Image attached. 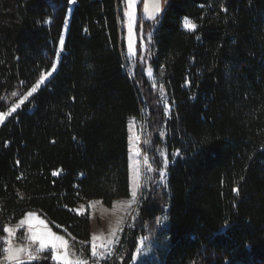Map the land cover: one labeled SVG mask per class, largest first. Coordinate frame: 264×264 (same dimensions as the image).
I'll list each match as a JSON object with an SVG mask.
<instances>
[{
	"label": "trees",
	"instance_id": "16d2710c",
	"mask_svg": "<svg viewBox=\"0 0 264 264\" xmlns=\"http://www.w3.org/2000/svg\"><path fill=\"white\" fill-rule=\"evenodd\" d=\"M125 8L76 0L69 17L68 0H0V114L51 70L68 23L57 71L0 126V258L29 212L89 252L76 208L130 197L128 123L143 117L154 173L123 264L150 231L166 240L160 264H264V0H169L151 57L165 96L126 70Z\"/></svg>",
	"mask_w": 264,
	"mask_h": 264
},
{
	"label": "rangeland",
	"instance_id": "374dc122",
	"mask_svg": "<svg viewBox=\"0 0 264 264\" xmlns=\"http://www.w3.org/2000/svg\"><path fill=\"white\" fill-rule=\"evenodd\" d=\"M169 0L167 3L164 0H160L161 11L156 13L153 9L154 0H133L129 4V0H126V8L124 9V22L123 26L125 28V38L127 44V64L126 70L130 75H134L137 66L141 65L145 68V74L150 80L153 87L158 88L162 95L165 96V87H163V81L160 76H156L154 69L151 65L152 57V45L154 37V26L158 25L160 16L166 9ZM76 3V2H75ZM75 3H71V10L69 12V17L71 16L72 8ZM148 6L149 11H145V6ZM151 15H155V19L150 18ZM148 20L152 21L151 26H148L145 22ZM190 25H195L193 29ZM182 26L187 31H195L197 28L196 23L190 18H184ZM68 31V23L63 32V39L65 38ZM60 50V47L58 48ZM57 51V52H58ZM64 51L61 52V55ZM61 55L59 62L57 63V68L60 63ZM56 68V71H57ZM52 69V68H51ZM51 70L45 72L42 77H44L43 82L41 79L37 82L40 86L37 88V91L31 96L25 94L20 100H18L14 105H19L16 110L10 111L9 108L7 111L2 112L0 115H3V118L0 119V126L13 115L16 111L22 108L24 104L32 99V97L43 87L54 75L56 72H52L50 76L46 75ZM35 84L34 86H36ZM33 86V87H34ZM32 89V88H31ZM29 90V92L31 91ZM25 97H27L25 99ZM164 105L166 108V114L170 115L172 111V106L169 103L168 99L164 97ZM128 132H129V169H130V184H131V193L134 189L136 183L140 184V188L137 190L136 203L131 204V207H128L129 203L132 200V196L123 198L115 201L111 206L105 205L101 200H92L86 201L79 204L76 208V211L79 214H90L91 221V241L89 252L83 249L81 252L77 251L69 238L56 232L44 219L36 212H29L33 214L31 217L27 213L19 222L9 225L7 229H11V234L7 231L6 234V248L11 247L12 249H18L21 247L29 248L33 251L35 259H29L26 254H23L20 259L24 261V264H31L41 260L49 259L53 263L64 264L61 257L65 252L68 254L69 260H87L88 264H123L124 259L127 255V249L124 248L122 244L123 237L125 233L131 229L134 225L136 216L138 214V207L142 200L143 189L149 180L150 176L154 173V167L151 164V161L148 159V156L144 152L145 148V121L143 117L140 118H131L128 123ZM139 151V154H137ZM162 156L165 160L163 168L160 170L163 171L164 175L160 182L164 185H167L168 180V166L170 164L168 155L166 152H162ZM139 163L140 176L137 180L136 176V166ZM151 166V171L149 170ZM26 221V223L21 224V221ZM122 220V223L118 221ZM40 221H43L44 224L41 225ZM161 226L166 225L165 217L161 220ZM31 226V230H30ZM50 231L57 236H62L66 242L65 247H61L60 243L54 240H50L41 251L38 253L35 251L39 247L38 240L32 239L33 232L37 234L45 233ZM115 235L113 236V232ZM93 237H96V240H93ZM113 241V244L108 245L112 249L111 252H107L106 249L100 248L101 243L108 244L109 240ZM52 243H56L57 247L53 248ZM97 244V255H92V244ZM166 244V240L159 237L157 233L149 232L147 236H141L138 240V246L133 254V258L130 264H160V259L158 256V251L162 249ZM139 249V253L137 250ZM20 254V255H21ZM8 253L3 255L0 259L1 262L10 263L11 260L8 259ZM13 264H16L13 263Z\"/></svg>",
	"mask_w": 264,
	"mask_h": 264
},
{
	"label": "snow or ice",
	"instance_id": "6c2138e0",
	"mask_svg": "<svg viewBox=\"0 0 264 264\" xmlns=\"http://www.w3.org/2000/svg\"><path fill=\"white\" fill-rule=\"evenodd\" d=\"M68 2L74 4L76 2V0H68ZM132 2H133V0H129V4H131ZM164 2L167 3V0H164ZM153 9H154V11L156 13H159L162 10L161 6H160V0H154ZM145 11L146 12L149 11V8H148L147 5L145 6ZM150 18L155 19L156 17H155V15H151ZM190 26L193 29L195 28V25H190ZM59 47H60L61 51H58L56 53L57 63L59 62V58H60L61 52L63 51V49L65 47V42H64L63 38H61L60 41H59ZM57 63H53L51 71L48 72L46 75L50 76L52 74V72L56 71ZM43 80H44V77H41V82H43ZM39 86H40V84L38 83L36 86L32 87L31 91L28 92L27 95L31 96L33 93H35L37 91V88ZM13 95H15V93H13ZM26 98L27 97H25V99ZM18 106L19 105H14L13 108L10 111L14 112ZM2 118H3V115H0V119H2ZM137 154H139V151H137ZM149 170L150 171L152 170L151 166H149ZM163 175H164V173H163V171H161L160 172L161 179L163 178ZM136 176H137V180H138L139 176H140L139 163H137V166H136ZM139 188H140V184L136 183L134 185V189H133V191L131 193L132 200L129 203L128 207H131V204L136 203V198H137V194H138L137 190ZM32 215L33 214L29 213L30 217ZM165 219H167V218L165 217ZM122 222H123L122 220L118 221V223H122ZM20 223L24 224V223H26V221L22 220ZM40 224L43 225L44 222L40 221ZM30 230H31V226H30ZM5 231H8L10 234L12 232L11 229H5ZM112 235L113 236L115 235V231L113 232ZM32 239L38 240V242H39V247L35 250L37 253L39 251H41L48 243H50V240H54V241L59 242L61 247H65L66 246V242L64 241V238L62 236H57L54 233H51L50 231H46L45 233H41V234H37V233L33 232ZM93 240L95 241L96 237H93ZM111 244H113V241L110 239L108 241L107 245L104 244V243H101L99 245V247L106 249L107 252H111L112 249L110 247H108V245H111ZM51 246L53 248H56L57 244L56 243H52ZM4 251L9 254L8 255V259L12 260V261H15L16 264H24V261L22 259H20V254L21 253L26 254L29 259H35V255L33 254V251L30 250L29 248H26V247H21V248H18V249H12L11 247H8V248H5ZM137 252L139 253V249L137 250ZM92 255L93 256L97 255V244L96 243L92 244ZM61 259L63 260L64 264H88L87 260H80L79 258H77L76 260H69L67 252L64 253V255L61 257Z\"/></svg>",
	"mask_w": 264,
	"mask_h": 264
},
{
	"label": "crops",
	"instance_id": "0c3cea01",
	"mask_svg": "<svg viewBox=\"0 0 264 264\" xmlns=\"http://www.w3.org/2000/svg\"><path fill=\"white\" fill-rule=\"evenodd\" d=\"M6 254V252L4 253V255ZM23 254H21L20 256L22 257ZM15 263V261H12L10 263H5V262H1V259H0V264H13Z\"/></svg>",
	"mask_w": 264,
	"mask_h": 264
}]
</instances>
